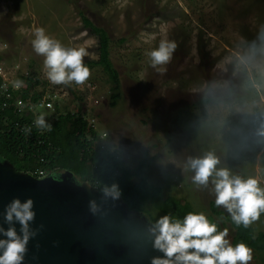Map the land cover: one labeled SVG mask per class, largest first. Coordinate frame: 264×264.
<instances>
[{
    "label": "rangeland",
    "instance_id": "374dc122",
    "mask_svg": "<svg viewBox=\"0 0 264 264\" xmlns=\"http://www.w3.org/2000/svg\"><path fill=\"white\" fill-rule=\"evenodd\" d=\"M80 12L109 36L121 87L114 108L109 75L91 63L98 37ZM37 28L66 48L87 51L91 75L83 85L50 83L44 57L32 48ZM161 39L177 44L163 73L147 56ZM30 72L38 85L28 100L52 91L63 112L80 107L97 145L116 151L129 168L146 156L148 181L162 188L163 198L213 216L234 244L235 229L215 204L211 178L207 186L194 183L188 162L212 154L217 168L264 187V0H0V78L15 88L18 76ZM148 208L154 224L165 215ZM251 224L264 232V212ZM252 256L250 264H264V250L252 249Z\"/></svg>",
    "mask_w": 264,
    "mask_h": 264
},
{
    "label": "clouds",
    "instance_id": "9594fccd",
    "mask_svg": "<svg viewBox=\"0 0 264 264\" xmlns=\"http://www.w3.org/2000/svg\"><path fill=\"white\" fill-rule=\"evenodd\" d=\"M31 43L34 52L44 57L45 75L50 83L83 85L90 77V69L84 63L88 55L85 49L66 48L43 28L35 30ZM176 48L175 41L161 39L158 46L147 53L150 66L158 72H166ZM21 85V81H16L14 86ZM33 124L41 132L51 131L53 127L43 114L38 115ZM23 131L30 134L32 128L25 127ZM260 134L264 135V129ZM218 163L212 154L190 159L188 166L194 171L192 180L207 186L211 178L215 204L226 210L235 225L247 227L264 212V187H260L254 177L244 179L227 168H217ZM104 194L113 199L121 195L115 184L105 188ZM32 206L31 199L23 202L13 199L6 205L4 220L8 227H0L3 237L0 238V264H22L28 240L35 235L29 228L35 215ZM90 208L96 210L94 202H90ZM14 222L20 225L19 234ZM150 231L154 235L153 247L164 253L163 258H153L152 264H250L253 259L250 247L244 242L231 243L229 230L219 229L203 212H187L182 219L165 214Z\"/></svg>",
    "mask_w": 264,
    "mask_h": 264
},
{
    "label": "water",
    "instance_id": "95a60500",
    "mask_svg": "<svg viewBox=\"0 0 264 264\" xmlns=\"http://www.w3.org/2000/svg\"><path fill=\"white\" fill-rule=\"evenodd\" d=\"M13 199H31L35 213L29 224L35 235L22 264H152L164 257L153 247V225L143 213L129 210L121 196L113 199L79 182L71 171L35 176L0 158V227L5 229V207ZM14 227L19 234V223Z\"/></svg>",
    "mask_w": 264,
    "mask_h": 264
},
{
    "label": "trees",
    "instance_id": "16d2710c",
    "mask_svg": "<svg viewBox=\"0 0 264 264\" xmlns=\"http://www.w3.org/2000/svg\"><path fill=\"white\" fill-rule=\"evenodd\" d=\"M80 14L84 27L98 37V59L91 63L101 66L109 75L111 82L109 105L114 108L121 98V87L118 71L110 59L109 36L82 12ZM18 79L25 84L15 93H21L20 96L26 104L35 103L43 92L34 94L30 100L28 98L30 87L38 85L37 77L30 72L27 75H19ZM203 101L208 102L210 99L206 98ZM58 104L55 103L53 111L55 114H50L51 118L46 116L49 115L47 113L49 110H43V115L46 114L47 121L53 126L52 130L40 132L33 126L28 137L16 130L15 123L31 121L33 119L31 112L21 116L13 109L3 110L0 117V158L7 159L17 170L30 172L35 176H38L37 168L52 170L57 174L68 170L79 182H88L102 192L115 184L128 209L141 212L145 216L150 212L148 206L180 219L190 211L188 204H182L179 200L164 199L162 188L151 185L146 174L149 166V159L146 156L139 159L134 168L125 166L116 151L109 152L102 148V145L96 144L98 134L84 117L80 107L78 111L63 112ZM41 157H44L46 162H40ZM215 208L213 205L212 210L215 211ZM216 215L220 217L223 213L217 211ZM147 218L152 223V218L149 216ZM208 218L219 226L213 216ZM225 218L235 229L234 244L244 242L255 251L264 250V232H255L251 223L247 227L237 226L230 217Z\"/></svg>",
    "mask_w": 264,
    "mask_h": 264
},
{
    "label": "built area",
    "instance_id": "2783aa9c",
    "mask_svg": "<svg viewBox=\"0 0 264 264\" xmlns=\"http://www.w3.org/2000/svg\"><path fill=\"white\" fill-rule=\"evenodd\" d=\"M2 77L3 79H1L2 82L0 83V117H1L2 111L5 110L6 108L15 110L16 112L20 113L21 116H26L28 112H31L32 117H33L31 121L24 120L23 122L15 123L16 130H18L20 133L28 137L29 134H26L23 131V129L25 127L32 128L34 126L33 122L35 118L38 115L43 114L44 113L43 110H51V109L54 110V102L56 100L55 98L57 97V94L52 93V91H49V92L45 91L43 92L41 97L37 99L35 103L30 102L26 104L23 98L20 95H17V93H15L20 88L19 87L14 88L12 85L7 83V80L5 79L4 76ZM39 161L40 162L43 161V163L46 162L44 157H41ZM36 172L38 176L57 174L52 170L46 171L44 170V168H37Z\"/></svg>",
    "mask_w": 264,
    "mask_h": 264
}]
</instances>
